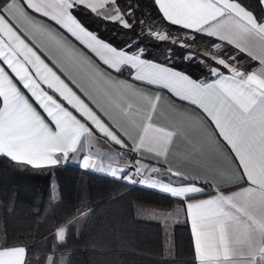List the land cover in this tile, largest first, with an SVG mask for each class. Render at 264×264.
<instances>
[{
	"label": "snow or ice",
	"instance_id": "6c2138e0",
	"mask_svg": "<svg viewBox=\"0 0 264 264\" xmlns=\"http://www.w3.org/2000/svg\"><path fill=\"white\" fill-rule=\"evenodd\" d=\"M154 3L162 18L171 25L222 42H214L213 50L218 51L224 43L234 46L258 61L260 67L245 71L235 57L221 58L209 51L202 55L217 65L209 68L210 77L215 78L195 80L142 58L145 53L138 45L137 50L132 46L118 50L98 39L74 15L84 7L98 17L131 29L133 24L128 19L131 6L122 12L119 0H0V65H3L0 66V155L42 168L67 161L70 153L79 154L84 169L108 172L113 177L159 188L185 201L198 264H264V18L254 15L242 0H154ZM108 4L112 8L102 14L99 10ZM25 8L65 30L108 70L121 73L127 69L132 80L167 90L179 101L194 106L203 120L173 104H164L161 108L182 120H192L204 133L211 128L215 136L222 138L225 147L234 154L240 172L239 176L233 174L229 178L227 186H237L238 190L225 192L215 187L209 198L197 199L207 192L196 183H165L151 175L134 180V176L143 177L145 171L159 174V167L145 161L154 159L157 164L161 160L166 163L174 138L178 136L176 129L153 120L162 97L141 92L125 81L105 75L88 55L77 52L62 35L33 19ZM148 35L158 41L169 40V35L160 29ZM37 36L52 45L90 83L103 82L110 101L107 107L52 60L100 114L38 54ZM173 42L186 46L182 41ZM133 99L142 105L134 104ZM113 110L118 111L120 119L113 115ZM98 135L125 151L106 157L108 164L98 155L83 154ZM128 152L139 154V158L133 161L128 157L126 163H119ZM165 175L182 181L190 179L171 167H167ZM65 236V228L57 230L59 242ZM29 255L24 246H8L6 241L0 244V264H31ZM48 264H54L51 256Z\"/></svg>",
	"mask_w": 264,
	"mask_h": 264
},
{
	"label": "trees",
	"instance_id": "16d2710c",
	"mask_svg": "<svg viewBox=\"0 0 264 264\" xmlns=\"http://www.w3.org/2000/svg\"><path fill=\"white\" fill-rule=\"evenodd\" d=\"M129 5L131 29L84 7L74 15L88 31L113 47L137 50L138 45L145 53L143 58L195 79L212 78L209 68L217 65L202 55L209 51L221 58L235 57L242 70L254 66L229 45L213 50L214 42H222L166 22L152 0H119L122 12H127ZM158 29L168 34L169 40L158 41L148 35ZM189 55L194 58L186 59ZM80 177L81 195L77 190ZM169 200L160 193L81 171L69 163L31 168L0 156L4 241L8 246L26 247L31 255L65 253L64 264H195L185 220L169 224L161 220L159 211L168 208ZM80 213L85 214L81 224L76 220ZM59 227L66 229L65 240L52 247L53 231Z\"/></svg>",
	"mask_w": 264,
	"mask_h": 264
},
{
	"label": "crops",
	"instance_id": "0c3cea01",
	"mask_svg": "<svg viewBox=\"0 0 264 264\" xmlns=\"http://www.w3.org/2000/svg\"><path fill=\"white\" fill-rule=\"evenodd\" d=\"M152 1L154 3V0ZM242 2L247 7L248 10L253 12L254 15H256L257 17L264 18V3H261V0H242ZM155 7L158 13L160 14V16L162 17V14L159 12L158 6L155 5ZM111 8H112V5L108 4L106 5L104 9H100L99 11L102 14H104V13H107ZM25 11H27L29 15L32 16L33 19H35L36 21L48 26L49 28H51L54 32L58 33L59 35H62L66 43L70 45L72 48H74L77 52H83L86 55H88L89 58L92 60L93 64H95L96 67H98L102 72H104L105 75H110L111 78L116 81H125L131 84L133 87H135L141 92L147 93L152 96L159 94L162 97L160 104L158 105V108H157V113L154 114L153 116V120L154 122L160 124L161 126L176 129L178 131V136L174 138V142L171 147L170 155L166 163L163 160H161L160 163L157 164L154 159L145 161V163L150 164L151 166L159 167L161 169L160 173L151 174L145 171L143 174V177L134 176L133 177L134 180L139 181L141 178H147L149 175H151L153 179L162 180L165 183H168V182H172L173 184L196 183L197 186L203 187L204 189H206V192H207V194L198 195L197 199L209 198V195L213 193V189L215 187H220L225 192L238 190L237 186H232V187L227 186L229 178L232 177L233 174H235V176H239L240 172L237 171L238 162L233 159L234 154L230 153L229 150L225 147V144L222 141V138L215 136L212 133L211 128H209L207 133H204L200 128H198L192 122V120H182L178 118L177 116H175L174 113L169 112L167 110H163L161 108V106L164 104H173L175 108L183 109L186 113L193 114L194 118L199 117L200 120H203L204 119L203 116L198 110H195L194 106L188 105L187 102L179 101L177 98L173 97L170 93H168L167 90H161V89L156 88L155 86H147L143 84L142 82L132 80L131 74L127 71V69H125L121 73H116L114 71L108 70L106 66H104L102 62H100L98 58L94 56V54H91L89 50H87L82 44H80V42H78L74 37H71L70 34L66 33L65 30L60 29L59 26L55 25V23L50 21L47 17H43L39 13H34L32 12V10L27 9V8H25ZM189 31H192V30H189ZM28 42L31 43V41H28ZM36 45L38 46L37 47L38 54H41L42 58L45 59V62L49 63L50 67H54V70H56L57 73L61 75V78L65 79V82L69 83V86L72 87L73 90L76 91L77 94L80 95L82 99H85V102L89 103V106L93 107L95 111H98L95 105L92 104L89 100H87V98L84 96L82 92H80V90L76 87V85L72 84L71 81L66 76H64L58 68H56L53 65L52 60H56L61 66H63L65 70L72 77L76 79L77 83L82 85L88 92H90L96 99H98L101 104H103L105 107H107L110 104L108 96L106 95V91L108 90L106 89V86L103 84V82L90 83L88 80H86L83 77L82 73L78 72V70L75 69L74 67L69 66L66 63V61H64L61 54L52 45H50L46 41L40 40L38 36L36 37ZM230 47L240 52L234 46H230ZM40 48L44 50L43 53L39 51ZM118 50H121V49H118ZM45 53L47 55H45ZM242 54L245 55L248 59H250L254 63L253 68L248 71H252L260 67L258 61L252 60L246 53H242ZM48 57H51V59H49ZM152 62L159 63L156 61H152ZM159 64H162V63H159ZM0 66H3V65H0ZM165 66H168V65H165ZM174 70L182 72L177 69H174ZM225 74H228V73L225 72ZM214 78L215 77H212L210 79H214ZM192 79H195V78H192ZM195 80H200V79H195ZM18 86L20 85L18 84ZM22 91H26V90L22 89ZM110 94L113 96V98H117L114 92H111ZM121 102L123 103V101ZM133 103L142 105L141 101H138L135 99H133ZM113 109H114V106H113ZM162 111H163V114H161ZM98 114H100L99 111H98ZM113 115H115L117 119H120L118 111L113 110ZM121 122L125 123V121L123 120H121ZM126 126L129 128V131H132L134 133V129H132L130 125L126 124ZM124 151H125L124 149H121L119 146L115 145L114 143L110 141H106L104 137L98 135L97 137L92 139L90 145L85 147L83 154L91 153L93 155H98L99 158L103 160L105 164H108L109 160L106 159V157H110L113 153L124 152ZM0 156H2L3 158L7 159L10 162L17 163L15 161H12L9 157L3 156V155H0ZM128 157H130L131 160L134 161L139 158V154L128 152L127 157L121 158L118 162L126 163ZM61 163H69V164L76 166L81 171L86 170L91 173L99 174L104 177L110 178L112 180H118V181H122L127 184H130V185H136L140 188L160 193L166 196L167 198H169L170 200L168 201V208L166 210L159 211L161 220L168 221L167 224L173 223L175 220L180 219V218H183L185 220L194 262L195 264H198V262L195 260L194 237L192 235L190 218H188L186 214V208H185L186 202L185 201H182L178 198H174L169 193H165L159 188H151L139 182L133 183L127 180L113 177L108 172H101L95 169H84L82 167V160L79 158V154L70 153L68 160L62 161ZM22 165H25V164H22ZM25 166L33 168L31 165H25ZM45 167H49V166H45ZM167 167H171L174 171L181 172L183 175L188 176L190 179L182 181L178 178L172 177L171 175H165L167 171ZM82 181L83 179L82 177H80V181H79L78 189H77L80 192V195H81V192L83 191ZM240 186H247V185H240ZM84 217H85L84 213H80L76 216V220L78 221L79 224L83 222ZM0 220H1V213H0ZM60 228L62 227H59L53 231V238L51 241L52 247L55 242H59L57 239V230ZM4 242L5 241L2 237L1 221H0V244H3ZM15 246H21V245H15ZM49 256L53 258L54 264H64L65 262V253H53V254L48 253L45 256L30 254L28 259L31 261V264H48Z\"/></svg>",
	"mask_w": 264,
	"mask_h": 264
},
{
	"label": "rangeland",
	"instance_id": "374dc122",
	"mask_svg": "<svg viewBox=\"0 0 264 264\" xmlns=\"http://www.w3.org/2000/svg\"><path fill=\"white\" fill-rule=\"evenodd\" d=\"M1 221V220H0ZM164 222L168 223V221L164 220Z\"/></svg>",
	"mask_w": 264,
	"mask_h": 264
}]
</instances>
